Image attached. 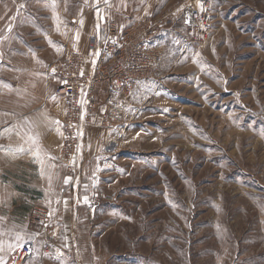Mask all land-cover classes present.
<instances>
[{"label": "rangeland", "instance_id": "obj_1", "mask_svg": "<svg viewBox=\"0 0 264 264\" xmlns=\"http://www.w3.org/2000/svg\"><path fill=\"white\" fill-rule=\"evenodd\" d=\"M183 1L0 0V120L53 95L63 77L51 66L74 50L67 36L96 17L101 33L109 22L123 32ZM209 6L205 38L171 18L154 39L156 72L125 97L124 119L92 166L83 135L76 174L56 154L61 128L45 161L15 162L4 138L0 264L26 243L21 264H264V0ZM39 208L54 213L46 228L35 224Z\"/></svg>", "mask_w": 264, "mask_h": 264}, {"label": "built area", "instance_id": "obj_2", "mask_svg": "<svg viewBox=\"0 0 264 264\" xmlns=\"http://www.w3.org/2000/svg\"><path fill=\"white\" fill-rule=\"evenodd\" d=\"M171 18L179 19L188 33H195L200 38H205L213 29L209 0H184L160 18H145L142 24L132 25L123 32L116 24L109 22L103 33L88 36L85 51L64 49L52 64L51 68L61 72L63 77L54 87L53 96L65 103L61 124L62 143L57 153L70 173L76 174L79 170L77 145L81 144L83 134L77 133H83L101 110L100 125L111 128L122 122L125 97L131 93L137 81L155 74L159 56L153 41L166 31V23ZM81 71L83 75H80ZM97 197L104 200L114 198L113 194L103 192ZM34 215L35 224L46 228L48 224L44 221L48 219L47 210L36 209ZM30 254V243L22 244L14 249L9 262L21 264Z\"/></svg>", "mask_w": 264, "mask_h": 264}, {"label": "crops", "instance_id": "obj_3", "mask_svg": "<svg viewBox=\"0 0 264 264\" xmlns=\"http://www.w3.org/2000/svg\"><path fill=\"white\" fill-rule=\"evenodd\" d=\"M111 15L112 19L119 20V15L114 11L111 12ZM96 20L92 27L87 30L84 29V34L79 33V40L76 41V50L85 51L87 34L91 35L101 32V23L97 17ZM101 21L105 24V20ZM97 24H99V30H97ZM74 35L75 34L67 36V41H73L72 38ZM49 92L50 91H47L46 94L50 95L45 96L40 103V108H26L25 112L21 114H11L9 118L0 120V157L6 152V149H2V143H5L4 138L6 137H9L10 143L15 145L14 147L11 146L9 151L10 158L15 162H30L33 160L45 161L50 158V152H52V155H55V147L60 142V128L65 111V103L64 100L54 97L51 95V92ZM102 114L103 112L99 111L94 122L88 125L84 130L82 145L84 165L89 164L92 166L93 163L102 159L104 153H107L105 146L107 138L111 134V128L99 124ZM55 121L59 123H53ZM29 132L34 135L38 134V143L40 146L38 153L39 158H37V149L26 142ZM24 137L27 139L26 141L23 140ZM54 142L56 143L54 144ZM22 144H26L25 147L22 146ZM20 148L24 150H18ZM29 148H31V150H29Z\"/></svg>", "mask_w": 264, "mask_h": 264}, {"label": "snow or ice", "instance_id": "obj_4", "mask_svg": "<svg viewBox=\"0 0 264 264\" xmlns=\"http://www.w3.org/2000/svg\"><path fill=\"white\" fill-rule=\"evenodd\" d=\"M97 2H99V0H97ZM108 2H109V0H104V3L105 4H108ZM53 3H55V0H53ZM121 6L122 7H125L126 8V2H125V0H121ZM20 7L22 8L23 7V4H21L20 5ZM181 7H183V6H181ZM181 9H177V11H180ZM99 8H97V13H99ZM14 19V18H13ZM104 18L103 17H101V20H103ZM57 20H59V17H57ZM73 23H76V21H73ZM80 24L82 25L83 24V20H81L80 21ZM11 28H12V25L11 24H9L8 25V30L9 31H11ZM57 30H59V23L57 24ZM97 30H99V24H97ZM3 39H5V37H2V36H0V40H3ZM73 41H74V43H73V48L75 49L76 48V41H78L79 40V33L77 32V33H75V35L73 36ZM49 43H52L51 41H49ZM62 50V48H57V51H61ZM98 54V53H97ZM92 63H93V65L95 64V61L93 60L92 61ZM52 71L53 72H55V69H52ZM80 75H83V71H81V73H80ZM84 103V101L82 100L81 101V104H83ZM167 109H165V111H166ZM81 119H83V116H81ZM53 123H56V124H58L59 122L58 121H55V122H53ZM19 134V133H18ZM61 135H62V133H61ZM77 135H82V133H77ZM27 142L31 145V146H34L36 149H37V158H39V155H38V153H39V150H40V146H39V143H38V134H32L31 132H29L28 133V140H27ZM80 145H77V152H79L80 151ZM18 150H20V151H23L24 149L23 148H20V149H18ZM29 150H31V148H29ZM52 159H55L54 157L52 158ZM73 163H75V157H73ZM43 174V173H42ZM70 177L69 178H65V180H64V183L65 184H67V183H69V181H70ZM84 202L85 203H87L88 202V198L85 196L84 197ZM66 203V202H65ZM54 213L53 212H50L49 213V216H51V215H53ZM4 218L3 217H0V220H3ZM17 239H19V236H17ZM17 246H19V245H17ZM8 247L9 248H12V245L11 244H9L8 245ZM0 250H2V249H0Z\"/></svg>", "mask_w": 264, "mask_h": 264}]
</instances>
